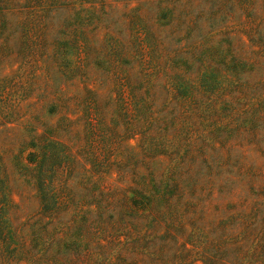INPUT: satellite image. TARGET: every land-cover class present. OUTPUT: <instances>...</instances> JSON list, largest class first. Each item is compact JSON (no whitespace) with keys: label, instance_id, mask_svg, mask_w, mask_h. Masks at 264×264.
I'll list each match as a JSON object with an SVG mask.
<instances>
[{"label":"rangeland","instance_id":"1","mask_svg":"<svg viewBox=\"0 0 264 264\" xmlns=\"http://www.w3.org/2000/svg\"><path fill=\"white\" fill-rule=\"evenodd\" d=\"M0 264H264V0L3 4Z\"/></svg>","mask_w":264,"mask_h":264},{"label":"trees","instance_id":"2","mask_svg":"<svg viewBox=\"0 0 264 264\" xmlns=\"http://www.w3.org/2000/svg\"><path fill=\"white\" fill-rule=\"evenodd\" d=\"M9 3V0H0V8L3 6V4ZM207 54L210 58H214L219 60V63L222 64L226 71L235 72V65L233 63L232 57L229 58L230 52L229 50L220 49L219 54L216 52V50L208 46L207 47ZM69 60V59H68ZM71 61H66V64H70ZM71 69H72V63H71ZM180 88V87H179ZM177 93L180 94L179 91ZM186 96V95H184ZM218 111L220 112L221 109L218 108ZM211 126V125H206ZM213 131L216 130V127L211 128ZM176 176V177H175ZM152 182V187L155 192V194L149 193H139L135 191H131L133 195L129 197V200L131 202V205L133 208H138L140 210H145L147 208H150L154 204L157 206L164 205L171 196L178 195V194H186L189 192L190 189V183L184 178H182V174L178 173V175L172 174V176L162 177L157 179L156 181H153V179H150ZM157 185V188L155 187ZM155 187V188H154ZM44 202L48 200L47 195L45 194L43 197Z\"/></svg>","mask_w":264,"mask_h":264}]
</instances>
